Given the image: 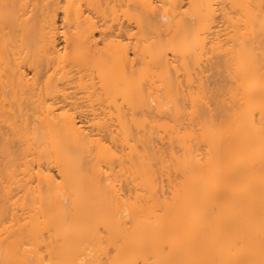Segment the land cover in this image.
Here are the masks:
<instances>
[{
	"label": "bare ground",
	"instance_id": "obj_1",
	"mask_svg": "<svg viewBox=\"0 0 264 264\" xmlns=\"http://www.w3.org/2000/svg\"><path fill=\"white\" fill-rule=\"evenodd\" d=\"M178 51L191 53L199 71L204 51L217 52L221 66L224 59L228 112L205 122L203 140L216 150L228 119L225 170L192 181L197 165L185 167L187 180L164 185L160 168L154 179L143 165L141 181L137 174L124 192L101 162L113 164L116 138L130 133L126 120L161 109L163 95L178 103L171 72L180 81L181 67L190 72L189 61L175 64ZM147 54L163 95L139 81L149 74ZM188 100L191 109L204 104ZM204 146L199 157L187 149L185 163L192 167ZM116 158L118 166L127 159ZM0 192V264H264V0H0Z\"/></svg>",
	"mask_w": 264,
	"mask_h": 264
},
{
	"label": "rangeland",
	"instance_id": "obj_2",
	"mask_svg": "<svg viewBox=\"0 0 264 264\" xmlns=\"http://www.w3.org/2000/svg\"><path fill=\"white\" fill-rule=\"evenodd\" d=\"M59 23H60V21H59ZM216 23H218V25L219 26H221V28H224V30H223V32H225V31H229V33L232 31V29H233V27H232V24L231 23H228L227 21H225L224 19H219V20H217L216 21ZM219 26H218V28H219ZM222 37H224V36H222ZM208 39H209V36H208ZM205 52V51H204ZM204 52H202L201 53V61L199 62V68H200V71H201V69L203 68V70H202V73H201V75L199 76V78L200 79H202L201 81H199L200 82V84H197L196 83V80L197 79H199V78H195V76H194V78L196 79H194L193 77H191L190 78V76H193V74L194 75H197V74H195L197 71H199V70H197V68H196V66H194V62H193V58H192V54L191 53H189V52H184V51H178L177 52V55H178V58H180V60L178 59L176 62H175V64H178V65H180V63L181 62H183V60L185 59V60H187V61H189V63H190V72H182V71H184L185 69L183 68V70H182V67L181 66H179L178 67V70H180V67H181V70L180 71H178V72H176L177 74H179V75H181L182 76V81H180L181 79L180 78H177V76L175 77V72H171V73H173L172 74V80H173V89L175 90V88L174 87H177L176 88V91H177V95H175V100H176V98L178 99L177 100V102L178 103H176V101L175 102H173V100L170 98V97H168L167 95H163V93H165V90H163L164 89V82H163V80H162V76L161 77H159V75L161 74L160 73V70L159 69H156V68H154V66L153 65H151V63H150V61H152L151 59V56L149 55V58H147L148 57V54H147V56H146V59L145 60H147V62L149 63L148 64V66H149V74H147V77H145V78H141V80H139L140 82H141V85L142 86H146V87H149V88H151V90L153 89V90H157V88L155 87L156 86V84H158V86H159V89H160V87H162V90H159V92H161L162 93V102H163V106L161 107V109L160 108H158L157 106H154L153 107V109H155L156 107L159 109V110H157V109H155L156 110V112H157V115H160L161 114V116H157V115H155L154 113H155V110H153V112H148L147 113V111H144V110H142V109H140L139 108V110H138V112H143V113H141V115H137L136 113H134L135 111L133 110V113L135 114V115H137L138 117L137 118H139L140 119V121L141 122H138V120H134V115H133V117L132 118H129V120H128V122H127V120L125 121L126 122V124H125V126L126 127H128V133H129V135L128 136H126L125 134H124V138H123V133H121L122 134V136L119 134L118 136H121L120 137V139L118 140L116 137V144L117 145H115V142H114V144H113V148H112V150H115L114 152H116V156L114 157V159H113V164H114V168L113 169H109L108 167H110V168H112V165L113 164H111V166L109 165V160H106L105 158V160H106V162H108V165H107V163H102L101 161H99V162H101V164L103 165V166H101L100 164H98L99 162H98V160L97 159H95V161L96 162H98L97 163V166H101V168H103L102 170H103V172L105 173V177L107 178V182H109L108 181V178L109 177H111V175L110 176H108L106 173H107V171L109 172L108 174H111L112 173V176L114 177V178H116L115 179V181H117V182H120L121 184H123V191L124 192H126L127 190H128V185L126 184V182L127 183H129V182H133V181H135V177H136V175L137 174H140V172H141V170H140V168H142L143 167V165L145 166L144 168L146 169L145 171H148L149 172V170H150V174L152 175V174H154L152 177L154 178V179H156L155 177H157V175H159V178H158V180L163 176L162 174H164V176L161 178L162 180H164L165 181V183H164V181H162L161 180V183H163L164 185L166 184H168V182L170 181V182H173V181H176L177 180V182H178V180L180 181V180H182L183 181V179H184V177H183V175L181 174L182 172V170H185L186 171V173L187 172H189V171H187V169H185V167L186 168H189V169H191L192 168V170H194L195 169V165H197V167H196V169L195 170H197L198 171V173L200 174V175H197V177L195 176V174H193L194 175V177L195 178H193L192 179V181L193 180H197V181H199L200 180V178H202V179H206L207 177V175L208 174H212V172L211 171H216L217 169H220V168H223V170H225V163H227V159H226V153H224V148H226L227 146H226V144H224V140H226V137H225V131H226V127H227V123H228V119H227V122L226 123H221V125L219 126L220 128H221V131L222 132H220V136L221 137H219V135H217V141H215V142H213V143H215V145L213 144L211 147H215V148H217L216 150H214V148H209L207 145H208V143L209 142H207L206 140H203L204 139V129H203V127H204V125L205 126H207L206 124H205V122L206 123H209L210 124V122L211 123H213V122H222V120H224L223 118L221 119V117H223L222 116V114L224 115L225 113H226V102H224V101H222V100H224V99H228V94H227V98H225L226 96H224V93H226V90L229 88V86L228 85H226L227 83H226V81H227V79H226V67H225V64H224V59H222L223 60V65L221 66L220 65V63L222 64V61L219 63V61H220V59H218L217 57V52H216V55L214 54L215 53V51H206L205 53ZM208 52H212V54L211 53H208ZM170 53V52H169ZM171 55V54H170ZM207 57H211L210 59H208V60H204V59H207ZM151 58V59H150ZM139 67H140V65H139ZM198 67V66H197ZM194 69H195V72H193L194 71ZM199 71V72H200ZM179 72H181V73H179ZM198 72V73H199ZM187 73L189 74V75H187ZM190 73H192V74H190ZM176 74V75H177ZM186 76V77H184L183 78V76ZM136 77H137V79H135V84H136V86L137 85H139V82L137 83L136 82V80L138 81V72H137V74H136ZM174 77V78H173ZM180 77V76H179ZM189 78V79H188ZM193 78V79H192ZM153 81H152V80ZM158 79H160V80H158ZM185 79V80H184ZM199 79V80H200ZM189 80H190V82H191V84H193L194 86H195V88L192 86V85H189ZM152 81V83H154L153 84V86L154 87H152L151 85H152V83L150 84V83H148V82H151ZM156 81V82H155ZM184 81H186V83L189 85V86H192V90L193 91H190L191 90V88L190 89H188V91H185V90H187V88H186V85L184 84ZM194 82H195V84H194ZM201 82H202V85H201ZM175 83H176V85H175ZM177 83L178 84H180V88H179V85H177ZM181 85H183V88H182V86ZM198 85L200 86L201 85V88L202 87H204V89L202 88V90H201V88L199 89V87H198ZM157 86V87H158ZM227 86H228V88H227ZM185 87V88H184ZM196 87H198V89L199 90H201V92H199V90L196 88ZM148 88V89H149ZM178 89H182V91H183V93H181V94H178L179 93V91H178ZM184 89V90H183ZM174 90H173V92H174ZM197 90H198V92H197ZM185 91V92H184ZM190 91V92H189ZM196 93H195V92ZM180 92H181V90H180ZM174 93H176V92H174ZM200 93V94H199ZM197 94V95H196ZM202 94V95H201ZM190 95V96H189ZM195 95V97H193ZM200 95V96H199ZM188 97H193V100L190 98L189 100H190V102H193V101H195V102H197V99H199V102H201V101H203V103L204 104H206V103H208V101H209V105L208 104H206L207 105V107H205L204 106V104H201L202 106H201V108L199 107V106H196L195 105V103L193 102V105H191V107H192V109L190 108V104H189V102H183V100H188ZM202 97V98H201ZM203 97H206V98H203ZM183 98V99H182ZM185 98V99H184ZM201 99V100H200ZM207 99V100H206ZM120 100H121V96H120V98L118 97V102H120ZM188 100V101H189ZM204 100H206V101H204ZM227 101V100H226ZM154 101H152V105H154V103H153ZM121 103V102H120ZM174 103V104H173ZM175 103L176 104H178V105H175ZM226 103V104H225ZM228 103H229V101H228ZM179 104H180V106L182 105L183 107L182 108H179L178 106H179ZM184 104H186V105H188L189 104V106H185V108H184ZM156 105V104H155ZM194 105H195V107H197V108H199L200 109V112H199V115L200 116H204L205 115V109L206 108H208L209 106H210V108H208L207 109V111H208V113H206V116L205 117H199V115H198V112L197 113H195L196 112V110L194 109L195 107H194ZM198 105V104H197ZM205 108H204V107ZM176 107H177V109H176ZM203 107V108H202ZM134 109V108H133ZM222 110V111H221ZM160 111V112H159ZM179 111V115H177V112ZM190 112L191 113V111L193 112V116L190 114L189 116H190V118L188 117V118H186V116L184 117L183 115H182V113H185V112ZM203 111H204V114H203ZM188 112V113H189ZM227 112H228V109H227ZM149 113H150V115H149ZM195 113V114H194ZM201 113V114H200ZM140 114V113H139ZM146 114H148L147 116H146ZM187 114V113H186ZM152 115V116H151ZM188 115V114H187ZM194 115H196V117L195 118H193L192 120V122H190V120H191V117H194ZM226 115H227V113H226ZM225 115V116H226ZM155 117L156 119L158 118V120L159 121H157V122H155L156 121V119L154 118V119H152V117ZM157 116V117H156ZM225 118V117H224ZM154 120V121H153ZM147 122H150L149 124H147ZM152 122V123H151ZM190 123V124H189ZM136 124H138V126L136 125ZM225 124V125H224ZM143 125V126H142ZM215 125V129L217 128V126H216V123L214 124ZM145 127V131H144V128H141L140 130H139V128L140 127ZM158 126V127H157ZM210 126H213L212 124H210ZM201 127V128H200ZM158 128V129H157ZM213 128V130H214V135L216 136V134L217 133H219V132H217V131H215V129ZM223 128V129H222ZM165 129H166V131H165ZM148 130V131H147ZM172 130V131H171ZM223 130H225L224 131V134H223ZM132 131V132H131ZM158 131H159V133H158ZM145 132V133H144ZM147 132V133H146ZM161 132V133H160ZM169 132H171V133H169ZM175 132H177L178 134H176ZM149 133H151V134H149ZM168 133H169V136H170V138H169V136H168ZM216 133V134H215ZM130 134H131V136H130ZM166 136H165V135ZM115 135H116V133H115ZM149 135H151V136H149ZM171 135H172V137L173 138H171ZM223 135V136H222ZM168 136V137H167ZM127 137H131V141L133 142H131L129 145H131V146H128V144L127 143H129V140H130V138H128V141L127 142H125L126 141V139H127ZM158 137H160L161 138V141H160V139H158ZM163 137V138H162ZM164 137H165V142H163L162 140L164 139ZM206 138V137H205ZM216 138H214V139H216ZM219 138V139H218ZM121 139H122V141H121ZM167 139H168V141H167ZM212 139V138H211ZM109 139H107L106 140V142H107V144L109 143V141H108ZM113 141H115V139H112ZM113 141H112V143H113ZM160 141V142H159ZM207 143H206V142ZM106 142H105V140H104V143L106 144ZM122 143V145H121V143ZM103 143V144H104ZM120 143V144H119ZM150 143H152L151 145H150V150H152V151H149V144ZM154 143L156 144L155 146L157 147H162L161 149H165V151L163 152V153H161L162 152V150H161V152H159L160 150V147L159 148H157V150L158 151H156L157 152V154H155V152H153V149H152V145H153V148H156V147H154ZM170 143H171V145H172V147L170 148L169 146H170ZM198 143V144H197ZM200 143V144H199ZM201 143H202V146H204V148L202 147L200 150V154H201V152H202V150L204 151V152H202V157L200 156V158H199V160L195 157V156H197V157H199L198 155H197V152H198V150H199V148L201 147ZM104 144V145H105ZM106 144V145H107ZM110 144H111V141H110ZM109 144V145H110ZM159 144V145H158ZM163 144V145H162ZM169 146H168V145ZM192 144V145H191ZM193 144L194 145H196V146H193ZM103 145V146H104ZM200 146V147H198V146ZM122 146V147H121ZM166 146V147H165ZM226 146V147H225ZM105 148L107 147V146H104ZM108 147H110V146H108ZM107 147V148H108ZM116 147V148H115ZM128 147H130V150L132 151L133 149V151H132V153H131V151H127L128 149ZM134 147V148H133ZM164 147V148H163ZM192 147H195L194 148V150H197V151H195L196 152V154H195V156H194V158L192 159V161L193 160H195V164L192 162V161H190L192 164H194V165H192V167L190 166V163H185V161H187V158H186V156H188L187 155V153L189 154V152L188 151H186L187 149L188 150H190V148L192 149V152H193V148ZM198 147V148H197ZM111 148V147H110ZM119 148V149H118ZM124 148H125V150L127 151V153L124 151V152H121L122 150H124ZM146 148H147V150H148V152H147V150H146ZM167 148V149H166ZM197 148V149H196ZM207 149V150H206ZM208 149H210L211 151L212 150H214V151H212V152H210ZM121 150V151H120ZM226 150H227V148H226ZM117 151H119V153H117ZM138 151H139V153L141 152L142 153V155H140L139 153H138ZM206 151H209V154L207 153L206 154ZM95 152H97V154H99V150L98 149H94V150H92L91 151V153L92 154H94L93 156V159L95 158ZM121 152V153H120ZM173 152V153H172ZM174 152H176V153H174ZM185 152H187L186 154H185ZM135 153H137V154H135ZM172 153V156L174 157V158H172V156H170V154ZM91 154V155H92ZM185 154V155H184ZM193 154H194V152H193ZM207 156H206V155ZM129 155V156H128ZM146 155L148 156V158H150V159H147L146 158ZM175 155V156H174ZM98 156V155H97ZM127 157V159H128V161H129V165H127L128 164V162L125 160L124 162H127L126 164H124V162H122V160H124V158H120V157ZM132 156V157H131ZM176 156L178 157V158H176ZM205 156V157H204ZM92 157V156H91ZM90 157V158H91ZM116 157H119L120 158V166H118L119 165V161H118V159L116 158ZM163 157V158H162ZM171 157V158H170ZM208 157V158H207ZM213 158L212 159V163L210 162V161H208L210 158ZM100 158V156L98 157V159ZM115 158L117 159L116 160V163L114 162L115 161ZM159 158H161V159H159ZM166 158V159H165ZM176 158V159H175ZM206 159V160H204V159ZM93 159H92V161H93ZM142 159H143V163L141 162L142 161ZM157 159V160H156ZM186 159V160H185ZM202 159H203V161H202ZM99 160H102V157H101V159H99ZM152 160V161H151ZM163 163V166H162V164L160 163V161ZM166 160V161H165ZM168 160V161H167ZM184 160V161H183ZM198 160V161H197ZM90 161V163H91V160H89ZM146 161V162H145ZM153 161L154 162H157L155 165H153ZM152 162V163H151ZM197 162H199L200 163V165H199V163H197ZM205 162H207V163H205ZM133 163V165L134 166H131V164ZM158 163H160L161 164V166H158L159 164ZM183 163H184V165H183ZM203 163H205V164H203ZM212 165H211V164ZM92 164H94L93 162H92ZM92 164H89L88 163V165L89 166H92ZM106 166H105V165ZM148 164V165H147ZM87 165V164H86ZM87 165V166H88ZM140 167H139V166ZM151 165H152V167H153V169L151 168ZM188 165V166H187ZM202 165V166H201ZM209 165H211L210 167H209ZM86 166V167H87ZM88 166V167H89ZM95 166V165H94ZM97 166H95V167H97ZM129 166V167H128ZM138 166V167H137ZM150 166V167H149ZM198 166H199V168H198ZM224 166V167H223ZM108 168V170H107V168ZM155 167H156V170H155ZM175 167H176V169H175ZM227 167V166H226ZM90 169L88 170L89 172L91 171V167H89ZM122 168L123 169H125V168H130V169H128L127 171L126 170H123L122 171V173H121V170H122ZM136 168H138V169H136ZM160 168V170H159V172H157V175H156V171L158 170ZM166 169L167 168V173L166 172H164V171H162V169ZM207 168H209L210 170H208ZM215 168H217V169H215ZM120 169V170H119ZM86 170H87V168H86ZM134 170V171H133ZM138 170H140V171H138ZM152 170L154 171L153 173H152ZM175 170V171H174ZM177 170V171H176ZM117 171V172H116ZM142 171H144V170H142ZM162 171V172H161ZM185 171H183V173H185ZM202 171H204V172H202ZM201 172V173H200ZM217 172V171H216ZM215 172V173H216ZM221 172H224V171H221ZM116 173V174H115ZM121 173V174H120ZM142 173V172H141ZM192 173H194V171H192ZM219 171L216 173L218 176H220L219 174ZM222 174V173H221ZM226 174H227V172H225V174H222L221 175V178L224 176V179L226 178ZM104 174L102 173V177H104L103 176ZM117 175V176H116ZM142 174H140V175H138V176H140L139 178H138V176H137V181L139 182V181H141V176ZM162 175V176H161ZM217 175H216V177H217ZM102 177H101V179H102ZM105 177L103 178L104 180H102V181H106V179H105ZM200 177V178H199ZM215 177V178H216ZM132 178V179H131ZM214 178V179H215ZM218 178V177H217ZM220 178V179H221ZM130 179H131V181H130ZM134 179V180H133ZM140 179V180H139ZM185 179L187 180L188 178L187 177H185ZM185 179H184V181H185ZM223 179V180H224ZM218 180V179H217ZM112 181H113V179H112ZM156 181V180H155ZM157 182H160V180L159 181H157ZM131 184V183H130ZM0 193H2V192H0ZM15 198H13L12 200H14ZM4 200H6V198H1V196H0V205L1 204H3L4 203Z\"/></svg>",
	"mask_w": 264,
	"mask_h": 264
}]
</instances>
